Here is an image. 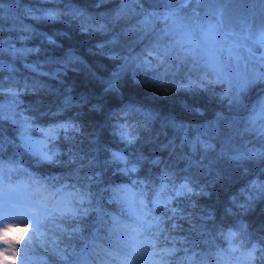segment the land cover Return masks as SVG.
Instances as JSON below:
<instances>
[{
  "label": "trees",
  "instance_id": "1",
  "mask_svg": "<svg viewBox=\"0 0 264 264\" xmlns=\"http://www.w3.org/2000/svg\"><path fill=\"white\" fill-rule=\"evenodd\" d=\"M177 7L176 0H0V105L10 117L0 119V176L51 204L63 205L73 190L91 202L80 219L53 212L37 235L14 233L24 237L17 264H98L105 251L128 264L136 225L114 199L127 186L161 203L185 181L193 189L155 209L161 232L140 233L152 264H236L250 244L264 241V194L251 187L264 182V160L243 158L264 152V135L248 120L252 98L245 111L234 110L214 72L163 33V15ZM49 11L58 18L47 19ZM149 13L158 15L146 29ZM118 72L116 90L106 91ZM62 124L78 130L59 129L54 138L40 131ZM20 130L44 138V151L58 153L55 162L25 150ZM122 134L131 143L120 165L111 154L124 145ZM229 233H237L232 243ZM162 249L174 251L162 261Z\"/></svg>",
  "mask_w": 264,
  "mask_h": 264
},
{
  "label": "rangeland",
  "instance_id": "2",
  "mask_svg": "<svg viewBox=\"0 0 264 264\" xmlns=\"http://www.w3.org/2000/svg\"><path fill=\"white\" fill-rule=\"evenodd\" d=\"M260 3L263 5L264 0H201L192 3V5L186 4L181 8L178 19L164 21L162 31L163 33H167L172 43L181 47L177 41L187 39L193 41L191 44L184 43L181 48L188 53L191 51L192 55L203 61L224 83L225 89L222 90L220 95L223 98L226 97L227 102L246 75L264 67L260 63L262 58L258 56L261 36L264 35V29L259 26L261 21L259 19L257 5L262 6ZM262 8L264 10V5ZM261 14L264 16V11H261ZM177 25H180V27L177 28ZM187 32H190L191 35H185ZM258 84L259 82L254 85ZM251 87L240 94L241 102L239 104L231 103L234 110L235 108L239 110L243 109L246 104V99H249L248 97L246 98V94H248ZM257 94L254 95V102L249 107V123L253 109L258 107L259 101L264 100V92ZM250 125L253 126L251 123ZM253 127L259 131L260 125L257 123ZM20 133L21 138L26 134L22 130H20ZM121 137L124 145L121 150L113 151L111 154L112 157L114 153L125 157L123 151L129 147L131 142H129L130 139L125 134H122ZM30 138L33 141L34 150H43L44 138ZM117 162L120 164L124 163L122 161ZM176 190L170 198L176 197L185 200V198L192 194L191 192L177 196ZM2 196L7 211L5 213L6 219L3 225L0 226H7L10 223L15 224V221L21 216H26L28 219H35L41 213L46 214L62 206L56 202L53 205H47L40 200H31L27 193L21 189H14L7 195ZM114 199L134 219L136 215H139L138 202H134L130 190L123 192ZM65 201L67 200L65 199ZM33 212L36 213L35 217L32 215ZM30 229L31 226L19 224L9 234L15 232L25 235ZM141 240L140 234L137 235L132 232L129 234L128 247L132 258L128 264H138L139 262L152 264L155 260L152 251L141 245ZM4 249L5 246L0 244V251ZM23 262L25 261L23 260Z\"/></svg>",
  "mask_w": 264,
  "mask_h": 264
},
{
  "label": "snow or ice",
  "instance_id": "3",
  "mask_svg": "<svg viewBox=\"0 0 264 264\" xmlns=\"http://www.w3.org/2000/svg\"><path fill=\"white\" fill-rule=\"evenodd\" d=\"M130 0H125V3H129ZM178 7L168 10L164 15V20H170V19H178L179 18V11L181 8H183L189 0H176ZM165 3H171V0H165ZM79 10L74 9L73 14L75 15ZM81 15L83 13H80ZM58 13L55 11H49L45 13V17L47 19H57ZM119 16V13L117 14ZM157 13H149L145 20L142 22L145 25V28L150 25L149 17L157 16ZM177 28L180 27V25L176 26ZM167 34V33H165ZM185 35L190 36L191 33L187 32ZM178 44L183 46L184 43H193L191 39L177 41ZM198 47V45H196ZM189 54H191V51H189ZM179 58V57H176ZM261 65H264V58L260 61ZM120 73H114V79L108 82V86L106 88V91H115L116 90V80L119 78ZM258 82H264V67L258 70H254L251 74L246 75L242 82L238 85L235 93L230 97L229 102L230 103H237L239 104L241 102L240 94L245 92L249 87L252 85L258 83ZM10 94L13 97V103L19 104V100L17 99L18 93L11 92ZM13 116L16 115L15 112L12 113ZM9 116H5L3 112V105H0V119H9ZM24 125L26 128L31 127V122L29 118L27 117H21ZM15 122V120L13 121ZM250 123L255 126L257 123H259L260 128L259 131L262 135H264V100H261L258 102V107L253 109V113L250 116ZM59 129H63L65 133H67L69 130L77 131L78 128L73 125H67L62 124L58 125L57 128L44 130L41 129L40 131L44 134L45 137L48 138H54L56 132ZM131 142V141H129ZM22 146L25 148V150L32 152L34 155L38 156L40 161L43 162H49L53 163L56 160V156L58 153L51 152V151H36L33 147V141L30 137H28L26 134L22 136ZM0 150H2V144H0ZM113 158L117 161H122L125 164L128 163L127 158L123 157L119 154H113ZM242 157H234V159H241ZM248 159H255L259 158L264 160V152H252L249 153L247 157ZM129 171L135 172L137 171L136 167L133 166ZM64 188H67V185L63 186ZM252 189L256 193L264 194V182H256L253 181L251 185ZM3 192V177L0 176V225H3L4 220L6 219L5 213L7 209L5 208V203L2 196ZM193 192L192 187L189 186L188 182L185 181L183 184L179 186V188L176 190V195H182V194H188ZM159 195V194H157ZM90 204V200H88V196L78 190H73L70 194L69 199L63 203L61 207H57L54 209V212L58 214L59 218L65 219V220H77L84 216H87L89 213V208L84 207L85 203ZM169 201H165L163 203L159 202L158 200H152L145 202L143 198H141L138 202V212L139 215L135 216V220L138 224V228L131 229L132 233L139 235L142 233L144 228L153 229L155 228L157 233L161 232L162 229L159 228L160 220L157 216H154L153 213L156 208H168ZM149 204L152 206L149 207ZM46 207V206H45ZM32 215L35 217L36 213H32ZM52 212H47L43 218H35V219H28L26 216H21L19 219L15 221V224H8L7 226H0V244H3L5 246V249L3 251H0V264H17V248L16 245H20L22 241L24 240V237H20L19 239H12L9 236V233L14 230V227L23 224L25 226H31V231L33 236L38 234L39 228L41 226V223L43 220H47L50 216H52ZM114 223H118V221H114ZM72 232H78L79 227H72ZM27 235V232L25 233ZM237 233H229L225 239L228 240L229 243H232L236 239ZM31 237L28 238V243L31 242ZM264 241L261 242V244H250L248 246V251H246L243 255L244 264H264ZM152 248H155L156 245L153 243ZM24 247H27V243H25ZM233 251H236V249H232ZM121 251H123L121 249ZM172 250L162 249L161 250V260L163 261V257L167 255H171ZM60 260H67L68 257L65 254L59 255ZM98 264H124V261L121 259V256L119 254H114L113 251H105L104 256L101 258L100 256L97 257ZM20 264H23V259L20 260ZM84 264H87V262H84Z\"/></svg>",
  "mask_w": 264,
  "mask_h": 264
},
{
  "label": "water",
  "instance_id": "4",
  "mask_svg": "<svg viewBox=\"0 0 264 264\" xmlns=\"http://www.w3.org/2000/svg\"><path fill=\"white\" fill-rule=\"evenodd\" d=\"M259 56H261L262 58H264V43H263V45L261 47V50L259 52Z\"/></svg>",
  "mask_w": 264,
  "mask_h": 264
}]
</instances>
